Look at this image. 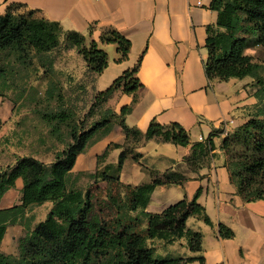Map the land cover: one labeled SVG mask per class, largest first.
<instances>
[{"label": "crops", "instance_id": "crops-1", "mask_svg": "<svg viewBox=\"0 0 264 264\" xmlns=\"http://www.w3.org/2000/svg\"><path fill=\"white\" fill-rule=\"evenodd\" d=\"M211 3L212 0H0V13L21 4L38 10L39 16L59 21L64 31L80 32L86 43L95 40L108 54V64L94 74L95 95L139 62L137 75L142 86L136 92V101L133 93L116 90L106 101L104 115H110V110L120 114L124 106L131 105L124 120L142 131L156 120L163 124L179 122L189 130L191 143L200 141L201 135L206 140L214 133L211 158L195 168L184 159L191 152V144L185 146L159 136H142L132 144L134 153L140 152L141 156L135 159L130 153L126 157L120 179L132 185L149 182L151 170H173L186 176L180 183L157 185L152 196L161 189L169 194L177 186L176 193L191 198L202 186L198 201L205 206L213 224L190 216L187 225L202 233L201 247L191 248L188 239L181 237L169 242L178 246L174 256L203 255V264H264V198L246 199L238 191L220 145L222 135L216 132L226 115H232L236 124L248 118V107L257 102L256 95L250 91L254 78L246 75L221 80L210 79L206 74L208 25L216 26L218 19V10ZM111 29L130 39L128 57L120 59L117 42L102 40V35ZM246 52L251 54L249 48ZM126 140L124 128L114 117L112 127L97 133L78 154L70 172L94 169L101 160L98 156L106 150V160L100 163L116 164V154L127 145ZM32 155L47 162L55 158L46 160L38 154ZM148 156L151 165L141 161ZM15 161L16 158L12 164ZM23 185L24 179L18 177L15 186L2 195L0 208L20 202ZM149 203L146 211L153 212ZM35 209L28 207L23 222L7 226L1 251L14 253L18 239L26 232V222L33 227L40 221ZM221 223L231 227L234 234L223 236ZM184 264H201V259L194 258Z\"/></svg>", "mask_w": 264, "mask_h": 264}, {"label": "trees", "instance_id": "trees-1", "mask_svg": "<svg viewBox=\"0 0 264 264\" xmlns=\"http://www.w3.org/2000/svg\"><path fill=\"white\" fill-rule=\"evenodd\" d=\"M211 5L218 10V19L216 26L208 25L206 74L210 79L221 80L252 75L262 86L254 92L258 98L255 104L261 106L259 100L264 99V75L261 72L264 63L253 58L246 49L257 44L264 46V0H212ZM20 7L23 6H9L4 13H0V52L25 51L27 46L38 51L51 50L59 44L63 31L95 72L102 71L108 64L107 52L99 48L95 40L86 43L85 36L80 32L64 31L59 21L39 16L38 10L33 8L17 12ZM102 40L117 42L120 59L128 57L131 41L119 31L111 29L102 35ZM138 68L139 62L126 69L108 88L97 92L93 106L106 102L119 89L133 93V101H136V92L142 86L137 75ZM130 109L131 105L124 106L120 114L110 110V115H105L100 121L80 131L74 127L72 141L58 150L50 162L32 154H24L19 155L13 164L0 169V199L8 188L15 186L18 177L24 179L20 202L0 208V243L10 223L24 221L29 206L48 200L53 203L45 219L33 227L30 222H26V232L20 238L18 254L0 250V264H184L194 258H200L203 264V255H158L154 246L147 241L148 238H161L173 242L186 237L191 248H200L202 233L188 227L187 220L195 215L213 224L205 206L198 201L202 186L191 198L183 197L160 211L147 212L151 193L157 185L180 183L186 176L173 170H151L149 182L137 185L123 183L120 171L126 157L130 153L135 159L141 156L140 152L134 153V147L129 143L124 146L114 144L122 146L118 162L116 165L109 163L106 167H116V178L130 188L131 192L127 194L130 209L140 207L146 211L145 233L112 229L94 214L88 190L68 189V175L78 154L97 133L106 132L112 127L114 117L119 119L127 139L130 136L135 139L159 136L176 144H191V152L184 159L194 168L211 158L210 150L215 148L214 133L206 140L191 143L189 130L179 122L163 124L156 120L150 122L146 131H142L125 122L124 116ZM260 110L261 116L258 114L257 117L247 118L234 127L237 128L234 137L238 141H249L252 149L250 146L249 151L241 152L235 159H229L226 155V163L238 191L246 199L264 198V107ZM45 116L65 118L62 112L46 113ZM216 132L223 135V127H219ZM231 134L223 135L221 148L225 151L230 147ZM105 153L107 150L98 158L101 159ZM206 156H209L207 161L203 160ZM220 232L227 237L234 234L233 229L223 223L220 224Z\"/></svg>", "mask_w": 264, "mask_h": 264}, {"label": "rangeland", "instance_id": "rangeland-1", "mask_svg": "<svg viewBox=\"0 0 264 264\" xmlns=\"http://www.w3.org/2000/svg\"><path fill=\"white\" fill-rule=\"evenodd\" d=\"M28 10L26 7H20L16 11ZM71 43L62 31L59 44L51 50L38 51L27 46L25 51L0 52L1 134L4 131V134H0V169L12 164L19 155L38 154L46 160L54 158L58 150L72 141L71 132L74 127L79 131L89 128L105 116L108 107L106 102L93 106L95 71L79 48ZM249 51L253 58L264 63L263 45L250 46ZM261 72L264 75L263 69ZM250 86L252 93L258 87L262 88L255 78ZM259 102L261 106L252 104L248 107V118L258 116L260 108L264 107V99ZM54 112L64 113L65 118L53 119L45 116L46 113ZM236 130L237 128H233L230 147L224 150L229 159H235L241 152L249 151L250 146L252 149L249 141H238L234 137ZM223 137L222 135L220 140L221 146ZM137 141L138 139L130 136L126 143L132 145ZM119 153L120 151L116 154V164ZM106 156L107 153L92 170L70 172L68 189L88 190L94 214L112 229L145 233L146 211L140 207L130 209L127 194H130L131 190L116 178V167L108 169L106 164L100 163L106 160ZM208 158L209 156H206L203 160L207 161ZM141 161L152 164L150 156ZM171 189L169 194L161 189L151 195L149 206L154 211H159L184 197L182 193H176L179 189L177 186ZM52 205L50 201L38 207L33 204L29 209L36 208V218L42 220L47 217ZM20 238L15 254L19 253ZM147 241L154 246L156 254L161 256L174 257L173 254L178 249V246L161 238H148Z\"/></svg>", "mask_w": 264, "mask_h": 264}, {"label": "built area", "instance_id": "built-area-1", "mask_svg": "<svg viewBox=\"0 0 264 264\" xmlns=\"http://www.w3.org/2000/svg\"><path fill=\"white\" fill-rule=\"evenodd\" d=\"M200 2V1H199ZM236 123H235V118L232 115H226L223 117L222 120V127H223V135H228L231 133V131L233 130V128L235 127ZM200 139L203 140L204 137L201 135Z\"/></svg>", "mask_w": 264, "mask_h": 264}]
</instances>
